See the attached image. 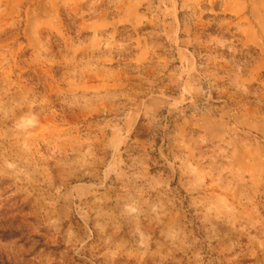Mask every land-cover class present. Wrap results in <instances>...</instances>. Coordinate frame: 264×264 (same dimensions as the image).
Instances as JSON below:
<instances>
[{"label": "rangeland", "instance_id": "obj_1", "mask_svg": "<svg viewBox=\"0 0 264 264\" xmlns=\"http://www.w3.org/2000/svg\"><path fill=\"white\" fill-rule=\"evenodd\" d=\"M0 264H264V0H0Z\"/></svg>", "mask_w": 264, "mask_h": 264}]
</instances>
